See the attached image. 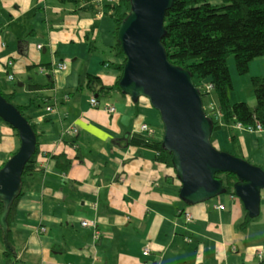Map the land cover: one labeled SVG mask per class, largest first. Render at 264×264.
I'll use <instances>...</instances> for the list:
<instances>
[{"label":"crops","instance_id":"1","mask_svg":"<svg viewBox=\"0 0 264 264\" xmlns=\"http://www.w3.org/2000/svg\"><path fill=\"white\" fill-rule=\"evenodd\" d=\"M104 16L98 18L69 0H0V88L13 91L5 83L9 71L15 75L11 81L17 80L39 104L28 112L39 132L35 168L25 175L24 195L16 198L9 215L14 253L8 255L1 246L0 264L12 258L11 264H258L264 258L262 201L259 216L245 227L248 214L236 195L186 204L175 169L160 162L152 148L127 144L141 122L152 125L131 97L119 91L120 97L113 100L112 90L96 93L86 86L94 75L101 77L96 89H111L117 69L113 76L88 72L84 84L79 74L69 86L70 75H60V84L57 72L47 68L54 62L76 64L82 46L92 50L90 37L100 31ZM9 59L11 69L6 67ZM247 75L244 82L251 98L241 99L255 106L250 79L264 77V56L250 63ZM35 84L48 87L36 89ZM63 84L79 92H61ZM84 89L90 91L87 96ZM92 96L100 104L113 103L116 113L92 106ZM71 126L77 133L63 136ZM222 129L228 152L264 169V130L241 133L225 125L217 132ZM160 133L161 128L155 135ZM18 138L0 119V169L20 146ZM62 153L72 159L68 169L53 157ZM218 203L225 208H216ZM187 208L195 217L191 222L186 220ZM83 219L96 221V226H83ZM41 226L44 232H38ZM147 243L151 253L144 256Z\"/></svg>","mask_w":264,"mask_h":264},{"label":"water","instance_id":"2","mask_svg":"<svg viewBox=\"0 0 264 264\" xmlns=\"http://www.w3.org/2000/svg\"><path fill=\"white\" fill-rule=\"evenodd\" d=\"M118 27L117 43L126 56L119 87L136 103L148 99L161 117L162 147L172 155L181 182V199L195 205L226 194L219 173L237 176L234 194L250 218L259 216L264 169L211 141L213 123L205 111L201 90L192 73L170 62L162 42L165 16L174 0H130ZM98 96V94L96 95ZM0 118L19 134L20 146L0 169V223L7 229L11 207L22 190L26 164L36 151L37 138L29 120L0 93Z\"/></svg>","mask_w":264,"mask_h":264},{"label":"trees","instance_id":"3","mask_svg":"<svg viewBox=\"0 0 264 264\" xmlns=\"http://www.w3.org/2000/svg\"><path fill=\"white\" fill-rule=\"evenodd\" d=\"M69 1H74L86 11H95L92 0ZM104 6L107 10H111L110 16L116 23L114 30L116 43L110 49L120 59V62L116 63L119 74L114 86L121 92L119 79L126 56L117 43V32L119 25L130 10L131 3L130 0H120L117 3H105ZM165 27L166 34L162 42L170 62L192 73L203 98L211 93L216 95L217 102L215 105L213 104L211 111L208 113L205 109L212 120L213 133L225 125L235 128L237 122L253 124L259 120L264 123V77L252 76L250 79L256 97L255 106L242 101L233 102L230 98L233 81L228 65V59L231 56L234 57L238 74L246 75L249 73L250 63L254 59L264 56V0H222L219 4H213L209 0H174L173 7L166 13ZM52 65L53 63L47 66L51 71H53ZM43 68H41V72H43ZM89 77L86 86H89L94 92L99 93L100 90H105L109 93V90L113 89V87L111 89L105 87L96 89L101 77L94 75H89ZM209 85H213L211 91L208 89ZM32 86L36 89L48 87V85L41 84ZM16 90L15 88L12 92H6L0 88V93L29 120L37 138L36 151L25 166L23 182L25 175L35 168L39 138L38 126L32 122V117L28 115V112L39 104L34 98L24 103L15 104ZM138 103L139 101L136 102V105ZM162 129L159 136L134 132L126 142L129 145L152 148L156 151L157 159L160 162L168 167H173L172 155L162 147ZM15 133L19 136L16 130ZM18 148L19 146L11 156ZM53 157L56 159L57 165L63 169H68L71 166L72 159L68 157L67 153L57 154ZM217 177L224 181L226 194L235 196L234 183L237 181V176L233 173H219ZM22 195H24L23 189L18 198ZM3 208L4 205L0 202V214ZM251 220L252 218L246 215L242 227L247 226ZM0 245L7 250L8 255L14 253L10 225L6 229L0 223ZM258 264H264V258Z\"/></svg>","mask_w":264,"mask_h":264},{"label":"rangeland","instance_id":"4","mask_svg":"<svg viewBox=\"0 0 264 264\" xmlns=\"http://www.w3.org/2000/svg\"><path fill=\"white\" fill-rule=\"evenodd\" d=\"M209 1H211L213 4H219L222 2V0H209ZM102 22L103 23L101 25L100 31L96 30L95 35L93 37H90V39L93 41L92 50L85 51L86 48L82 46L83 53L78 59L76 64L73 65L72 62L68 63L69 69L67 72L57 70L58 83L61 84L63 82L62 79L60 78V75H62L64 79L70 75V77L68 78V82L70 86V84L73 83V81H76V79L79 77V74L82 79L81 81L82 84H84V82L86 81V78L89 74L88 72H91L93 74H97V72H100L101 74L111 73V76L115 74L116 72L115 63L117 62V58L114 55L115 53L110 49L109 45L112 46L116 43V37L114 34L116 23L114 19L109 15V13L105 14ZM102 61L111 63V67H104ZM228 65L233 79V84L235 87L234 90H231L232 91L231 100L233 102H236L237 100L242 101L243 99L241 98H251L249 97V89H247L249 87V84L247 87V82L246 83L244 82L249 75L238 74L236 69L235 59L232 56L228 59ZM96 68H99L98 71ZM17 82H18L17 80L16 81L5 80V83L9 85V88L7 90H12L15 88L17 89L16 90L17 96L14 100L15 104L27 102L30 96L32 95L29 94L27 90L22 89V87H18ZM69 86L66 84L61 85L60 91L75 92V93L79 92L78 90L75 89V87L70 88ZM250 87L251 89H253L252 85ZM89 92L90 91L87 89H84L82 91L84 96L85 95L87 96ZM120 94L121 93L119 92V90L115 86H113L111 92V98L115 100L120 97ZM254 95L255 94L253 93L252 97L256 100V97ZM203 102L206 111L209 113L212 107L214 106L213 103L217 102L216 95L214 93L208 94L203 98ZM242 102H246V101H242ZM39 103L41 106H44L41 102ZM136 107L139 110L138 113L144 116V120L151 122L152 126L155 127L156 130H160V128L161 129L163 128L159 112L151 106L148 99H146L145 97H141ZM42 109L45 110V106L42 107ZM157 124L158 125L160 124V128L157 126ZM222 130L223 131L219 133L215 131V133L212 134L211 141L216 149L221 151H227L229 147V145L226 143L227 135L225 134L226 131L224 129ZM216 139L217 142L215 141ZM222 198L228 200L227 196H223ZM218 199H221L220 196ZM262 208L264 209V190H262ZM0 257L3 258V250L1 251ZM14 260L15 259L12 258L10 260H7V262L8 264H11L14 263Z\"/></svg>","mask_w":264,"mask_h":264},{"label":"built area","instance_id":"5","mask_svg":"<svg viewBox=\"0 0 264 264\" xmlns=\"http://www.w3.org/2000/svg\"><path fill=\"white\" fill-rule=\"evenodd\" d=\"M92 2L94 3V7H95V14L98 18H102L105 14L107 13H111V10H107L105 8V3H117L118 0H92ZM38 48H42L41 45H38ZM6 66L8 68H12L13 66V61L12 59H9V61H7ZM54 73L57 70H61V71H66L68 68V65L66 62H59V63H53L52 67ZM42 71H44V68L42 69ZM9 80H14L15 79V75L11 72H8L7 75ZM209 91H211V89H213V85H209L208 86ZM90 103L92 106L94 107H101L103 110H105L106 112H108L109 114H114L116 113V107L113 103L111 102H104L103 104H100V101L97 97L92 96ZM48 109H52V108H48ZM235 128L238 129L241 133H255V132H261L264 130V123L262 121H256L253 124H244L242 122H237L235 124ZM78 129L74 126L68 127L67 129H65L62 132V135L65 136L66 134H71V135H75L77 133ZM136 132L139 133H144L148 136H155V129L147 122H141L139 124V127L137 129ZM216 208L223 210L225 208L223 203H218L217 205H215ZM185 216H186V220L188 222H191L195 219L193 213L187 208L185 211ZM81 224L83 226H96V221L94 220H90V219H83L81 221ZM46 230V228L44 226H41L40 229L38 230V232H44ZM94 238L97 241L100 238V232L96 229L95 233H94ZM1 248V245H0ZM151 253V244L147 243L144 248H143V255L147 256ZM144 264H150L148 262H145Z\"/></svg>","mask_w":264,"mask_h":264},{"label":"clouds","instance_id":"6","mask_svg":"<svg viewBox=\"0 0 264 264\" xmlns=\"http://www.w3.org/2000/svg\"><path fill=\"white\" fill-rule=\"evenodd\" d=\"M108 14V13H107ZM111 14V13H110Z\"/></svg>","mask_w":264,"mask_h":264}]
</instances>
